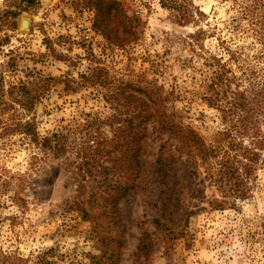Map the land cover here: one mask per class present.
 <instances>
[{"label":"rangeland","instance_id":"374dc122","mask_svg":"<svg viewBox=\"0 0 264 264\" xmlns=\"http://www.w3.org/2000/svg\"><path fill=\"white\" fill-rule=\"evenodd\" d=\"M120 1L141 23L134 35L119 29L114 42L96 28L87 0H0L1 86L8 91L13 84L50 79L32 112L16 102V109L0 114V247L28 264H264V150L255 189L219 205L209 202L223 198L203 181L204 167L185 155L167 174L156 166L161 141L152 124L142 179L114 205L93 195L108 179L115 183V171L105 175L114 161L102 155L104 174L82 182L93 164L81 143L90 139V145L100 141L106 148L116 132L121 135L119 128L130 122L128 109L136 105L126 95L143 96L139 86L170 94L176 108L187 112L186 123L209 143L221 138L218 111L203 99L208 88L197 70L202 60L194 57L193 67L187 61L184 39L196 27L179 24L160 0ZM194 2L223 35L228 32L230 0ZM205 44L220 53L216 37ZM99 76L108 87L94 85ZM30 118L41 137L60 136L59 155L45 156L27 135L4 129ZM166 175L172 189L164 184Z\"/></svg>","mask_w":264,"mask_h":264},{"label":"trees","instance_id":"16d2710c","mask_svg":"<svg viewBox=\"0 0 264 264\" xmlns=\"http://www.w3.org/2000/svg\"><path fill=\"white\" fill-rule=\"evenodd\" d=\"M87 1L95 10L96 28L110 40L115 42L119 38V29L125 34H137L141 21L137 16H129L120 0ZM230 1L234 13L227 23L228 32L223 35L222 29L208 20V14L194 0H160L164 8L173 12L179 24L196 27L184 39L191 52L187 61L193 67L194 57L202 60V67L195 66L194 69L198 68L202 82L208 88L203 99L218 111L221 119L220 140L216 144L209 143L191 124L186 123L187 112L176 108L170 94L165 96L157 86H139L136 91L143 96L126 95L136 103L132 109H128L131 111L130 122H126L130 125L129 130L127 124L124 125L126 129L119 128L122 136L116 132L106 148L100 141L90 145V139L80 145L81 152L93 164L83 175L82 182L88 177L104 174L99 164L102 155L114 161L111 168L105 167L106 177L110 178L112 171L118 174L115 183L108 179L106 187L93 194L95 199L103 198L109 201V205H114L118 195L125 194L142 179L145 169L142 153L144 142L151 135L150 124L152 133H156L161 141L156 166L167 174L172 163L185 155L193 166L204 167L206 176L203 181H208L223 198L219 201L213 197L209 201L211 204L219 205V202L230 198H245L255 189L264 150V0ZM18 14L13 12L14 16ZM208 37L217 38L220 53L206 46ZM247 38H251L247 45L239 43ZM247 48H255V52L250 54ZM94 77L91 75L86 79L92 80ZM47 81L50 79L42 77L38 81L13 84L8 91L0 84V114L16 109V102L25 111L32 112L35 103L47 90ZM93 83L100 87L107 86V81L100 76ZM13 95H16L15 100L12 99ZM120 95L123 92L113 94L112 98L117 100ZM11 122L4 128L6 131H19L27 135L45 156L51 153L59 155L64 143L60 136L41 137L33 118ZM171 182L166 175L164 184L170 189L173 188ZM112 190L117 194H112ZM171 196L168 193L167 198ZM164 206L165 215L168 213L167 204ZM82 209L85 211V206ZM166 229L172 228L166 226ZM0 264L28 263L16 253L0 247Z\"/></svg>","mask_w":264,"mask_h":264},{"label":"water","instance_id":"95a60500","mask_svg":"<svg viewBox=\"0 0 264 264\" xmlns=\"http://www.w3.org/2000/svg\"><path fill=\"white\" fill-rule=\"evenodd\" d=\"M23 26H25V24H26V26H28V21L27 20H23Z\"/></svg>","mask_w":264,"mask_h":264}]
</instances>
